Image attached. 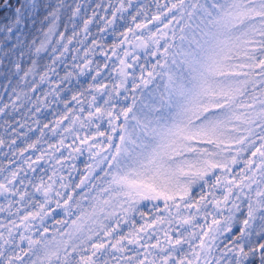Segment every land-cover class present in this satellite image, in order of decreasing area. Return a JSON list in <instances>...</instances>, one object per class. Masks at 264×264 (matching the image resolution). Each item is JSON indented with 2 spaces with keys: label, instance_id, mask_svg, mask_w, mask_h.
I'll return each instance as SVG.
<instances>
[{
  "label": "snow or ice",
  "instance_id": "6c2138e0",
  "mask_svg": "<svg viewBox=\"0 0 264 264\" xmlns=\"http://www.w3.org/2000/svg\"><path fill=\"white\" fill-rule=\"evenodd\" d=\"M0 80V264H264V0H0Z\"/></svg>",
  "mask_w": 264,
  "mask_h": 264
},
{
  "label": "rangeland",
  "instance_id": "374dc122",
  "mask_svg": "<svg viewBox=\"0 0 264 264\" xmlns=\"http://www.w3.org/2000/svg\"><path fill=\"white\" fill-rule=\"evenodd\" d=\"M40 2L41 3H43V2H46V0H40ZM101 2V0H89V5L91 6V7H95V5L97 4V3H100ZM103 2L105 3V4H107V2H108V0H103ZM113 2H115V0H113ZM101 14H102V12H101ZM93 27V33L95 34L96 33V26L95 25H93L92 26ZM71 33V29L69 28V34ZM110 36V35H109ZM111 37V36H110ZM112 37H111V39H110V43L112 42ZM82 54V53H81ZM71 58L69 57V60H70ZM103 58L102 57H100V56H98V59L97 60H102ZM0 83H3V81L2 80H0ZM0 91H2V89H0ZM7 99V96L5 95V96H0V100H6ZM61 107H62V105H61ZM32 135H38V133H36V134H32ZM82 160H77V163H80ZM75 175V174H74Z\"/></svg>",
  "mask_w": 264,
  "mask_h": 264
},
{
  "label": "trees",
  "instance_id": "16d2710c",
  "mask_svg": "<svg viewBox=\"0 0 264 264\" xmlns=\"http://www.w3.org/2000/svg\"><path fill=\"white\" fill-rule=\"evenodd\" d=\"M61 31H63V27H61V29H60ZM110 39H111V37L110 36H108V38H107V43H109L110 44ZM94 59H98V56H96ZM0 162H3L2 161V159H0ZM79 165V167L82 169L83 168V163L81 162L80 164H78Z\"/></svg>",
  "mask_w": 264,
  "mask_h": 264
}]
</instances>
